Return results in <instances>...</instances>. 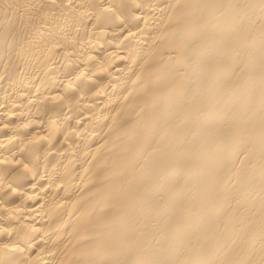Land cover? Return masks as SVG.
Masks as SVG:
<instances>
[{
	"label": "bare ground",
	"instance_id": "1",
	"mask_svg": "<svg viewBox=\"0 0 264 264\" xmlns=\"http://www.w3.org/2000/svg\"><path fill=\"white\" fill-rule=\"evenodd\" d=\"M0 264H264V0H0Z\"/></svg>",
	"mask_w": 264,
	"mask_h": 264
}]
</instances>
